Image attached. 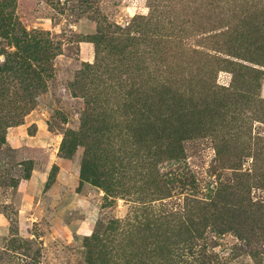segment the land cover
Returning <instances> with one entry per match:
<instances>
[{"label":"rangeland","instance_id":"1","mask_svg":"<svg viewBox=\"0 0 264 264\" xmlns=\"http://www.w3.org/2000/svg\"><path fill=\"white\" fill-rule=\"evenodd\" d=\"M7 5L0 264H264V0Z\"/></svg>","mask_w":264,"mask_h":264},{"label":"trees","instance_id":"2","mask_svg":"<svg viewBox=\"0 0 264 264\" xmlns=\"http://www.w3.org/2000/svg\"><path fill=\"white\" fill-rule=\"evenodd\" d=\"M0 33L6 40H14L16 52L13 54L15 60L13 63L17 64L23 59L29 40L27 39L26 32L22 30L19 21L15 17L13 10L7 5V0H0ZM33 76L32 82L35 83L37 75L34 73ZM163 122H171V120L170 118H166Z\"/></svg>","mask_w":264,"mask_h":264}]
</instances>
